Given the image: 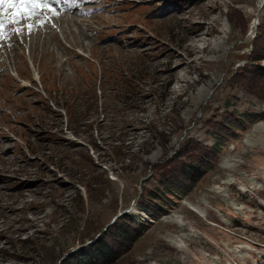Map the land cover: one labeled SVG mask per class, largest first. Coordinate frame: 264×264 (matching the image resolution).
<instances>
[{
    "label": "rangeland",
    "instance_id": "374dc122",
    "mask_svg": "<svg viewBox=\"0 0 264 264\" xmlns=\"http://www.w3.org/2000/svg\"><path fill=\"white\" fill-rule=\"evenodd\" d=\"M89 6L51 29L61 73L39 32L0 51V264H76L99 236L94 264H264V0ZM183 165L200 179L161 195Z\"/></svg>",
    "mask_w": 264,
    "mask_h": 264
},
{
    "label": "trees",
    "instance_id": "16d2710c",
    "mask_svg": "<svg viewBox=\"0 0 264 264\" xmlns=\"http://www.w3.org/2000/svg\"><path fill=\"white\" fill-rule=\"evenodd\" d=\"M264 56H258L257 59H262ZM246 115V114H245ZM264 116V114H261ZM247 117V115H246ZM245 118V117H244ZM222 141L216 139L215 141V150H219L221 147ZM194 168H200V165L203 166V170L206 171L210 169V165L208 163L199 162V160L192 161ZM201 172L194 169L185 170V166L183 165L181 169V173L179 175H173V180L177 182L174 184L168 178L161 177V195L169 194V192H178L181 195L187 194L194 186V184L200 179ZM152 197H155L152 195ZM137 205L147 214L151 215L153 218H158L159 214H161L162 203L160 205H155L150 207L148 204L143 203L142 201H138ZM123 223H120L116 227L117 235H121L123 240L128 241L129 244H132L136 237H129L130 228L133 221L129 220L126 215H122ZM113 249L109 247L108 243L105 241L104 237H98L93 241L91 245L88 247H83L79 249L77 254H75L76 264H94L96 260H104L111 256H113Z\"/></svg>",
    "mask_w": 264,
    "mask_h": 264
},
{
    "label": "bare ground",
    "instance_id": "6f19581e",
    "mask_svg": "<svg viewBox=\"0 0 264 264\" xmlns=\"http://www.w3.org/2000/svg\"><path fill=\"white\" fill-rule=\"evenodd\" d=\"M78 12V11H77ZM72 14V13H71ZM77 15V14H76ZM53 17V19L55 20H53V22L55 23V25H57V26H59V28H61V25L64 27V24L65 23H67L68 24V27L70 26V25H73V24H79V22L81 21H84L85 22V18L84 19H82V18H77V17H74V15H68L67 13L66 14H63V16H56V17H54V16H51V18ZM77 19V20H76ZM37 20H41V19H37ZM33 24V28H32V30H31V32H30V34H35V33H40V36L42 35V37H44L45 39H47L46 41H45V43H38V45L39 44H41L40 46L42 47H40V51H41V53L43 54H41L42 56H43V58H44V61L46 60V62L48 61V63L49 62H51L52 64L53 63H55V64H53V69H55V73H61V69L62 68H60L57 64H56V62H57V58H58V56H57V54H59V51L57 50V49H59L60 50V47H62V49H64V50H66L67 52L66 53H69L70 51H73V41L71 40L70 41V45H63L62 46V42L60 41H58L57 40V37H56V35H55V33L53 32V30H51V28L52 27H50V25L49 24H47V23H43L42 25L40 24V25H38V24H36V20H35V22L34 23H32ZM82 25V24H81ZM43 26V27H42ZM84 26V25H83ZM46 27L49 29V32H48V36H46L47 34H46ZM61 31H62V34L64 35V38L66 39L67 38V33H72V31H67V30H62L61 29ZM82 33H83V35L85 34V32L84 31H81ZM81 32H80V34H81ZM79 33V32H78ZM29 34V35H30ZM21 36H22V38L23 37H25L26 38V35L25 34H20ZM74 36V35H73ZM81 36H82V34H81ZM71 37V36H70ZM50 39H52V41L50 42V43H53V41H54V43H53V45H48V41H50ZM38 41V40H37ZM43 41V40H42ZM74 41H77L76 39L74 40ZM11 43V42H10ZM15 44V43H14ZM27 44V43H26ZM29 51H30V57L32 56V58H33V63L34 64H36V65H40L41 64V61H40V59H42V57L38 60L37 59V57L36 56H34V54H35V52H34V48L36 47V45L34 46L33 45V43H29ZM16 47V46H15ZM14 47V48H15ZM5 48V47H4ZM66 48V49H65ZM6 49H8L7 47H6ZM13 50V49H12ZM19 51V47H16V49H14V53L13 54H15L16 55V53ZM52 51H55V53H53ZM56 54V55H55ZM46 56H49V58H47ZM57 56V57H56ZM45 58H47V59H45ZM13 59V58H12ZM59 59V58H58ZM1 62V61H0ZM11 62V61H10ZM4 70V69H3ZM15 70L18 72V70L15 68ZM2 72V71H1ZM3 72H5V70L3 71ZM6 73L8 74V72L6 71ZM23 74V73H22ZM5 75V74H4ZM8 76H11L10 74L8 75ZM12 77V76H11ZM65 78H67V75H65ZM11 79V78H10ZM9 79V80H10ZM13 80H15V78H12ZM12 81V80H11ZM13 82V81H12ZM14 83V82H13ZM17 83V82H16ZM7 84V83H6ZM10 86L9 87H11V83L9 84ZM8 87V88H9ZM2 88H6L5 86L4 87H2ZM7 88V89H8ZM9 91H10V88L8 89ZM3 92H5L3 89H1L0 88V99H3V98H1L2 96H3ZM7 93V92H6ZM8 94V93H7ZM5 98V97H4ZM4 100V99H3ZM2 103V102H1ZM5 103V102H4ZM3 103V104H4ZM5 108V107H4ZM192 207V206H191Z\"/></svg>",
    "mask_w": 264,
    "mask_h": 264
},
{
    "label": "snow or ice",
    "instance_id": "6c2138e0",
    "mask_svg": "<svg viewBox=\"0 0 264 264\" xmlns=\"http://www.w3.org/2000/svg\"><path fill=\"white\" fill-rule=\"evenodd\" d=\"M45 11L55 14L49 0H0V39L10 26L23 25L24 21H32ZM27 28L31 30L33 24L28 23ZM20 30L17 29V32Z\"/></svg>",
    "mask_w": 264,
    "mask_h": 264
}]
</instances>
